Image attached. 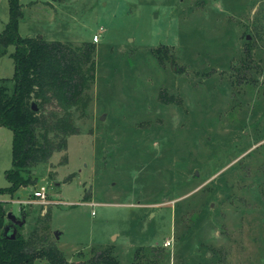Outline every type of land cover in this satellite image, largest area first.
Masks as SVG:
<instances>
[{
	"label": "rangeland",
	"instance_id": "1",
	"mask_svg": "<svg viewBox=\"0 0 264 264\" xmlns=\"http://www.w3.org/2000/svg\"><path fill=\"white\" fill-rule=\"evenodd\" d=\"M21 3L23 37H100L77 133L34 168L36 184L0 194L28 213L21 232L36 228L70 261L114 245L122 264L139 246L163 264H264V0ZM9 19L0 0V31ZM14 48L0 85H12ZM12 140L0 125V187ZM42 185L51 203L18 202Z\"/></svg>",
	"mask_w": 264,
	"mask_h": 264
},
{
	"label": "trees",
	"instance_id": "2",
	"mask_svg": "<svg viewBox=\"0 0 264 264\" xmlns=\"http://www.w3.org/2000/svg\"><path fill=\"white\" fill-rule=\"evenodd\" d=\"M9 3L10 19L0 31V55L7 54L9 46L15 47L10 53L15 71L2 79L12 85H0V125L13 132L12 167L6 171L9 185L0 187V194L13 196L22 186L36 184L34 168L65 149L68 138L77 133L74 111L89 103L96 45L94 41L74 45L40 36L23 37L19 33L23 4L21 0ZM21 211L23 217L28 216ZM9 212L0 201V264H34L38 259L49 264H122L114 245L89 258L70 261L53 243L46 244L47 236L36 228L26 237L22 227L7 218ZM9 227L15 228L14 237ZM154 250L137 247L131 264H163Z\"/></svg>",
	"mask_w": 264,
	"mask_h": 264
},
{
	"label": "built area",
	"instance_id": "3",
	"mask_svg": "<svg viewBox=\"0 0 264 264\" xmlns=\"http://www.w3.org/2000/svg\"><path fill=\"white\" fill-rule=\"evenodd\" d=\"M93 41L94 42H99L100 41V37L98 34H95L93 36ZM21 205H34V204H49L51 203V201L48 198V187L46 185H42L38 188H36V190L34 191V193L30 196L29 199L27 200H22V201H18ZM172 244V240L171 239H167L165 245H171Z\"/></svg>",
	"mask_w": 264,
	"mask_h": 264
},
{
	"label": "water",
	"instance_id": "4",
	"mask_svg": "<svg viewBox=\"0 0 264 264\" xmlns=\"http://www.w3.org/2000/svg\"><path fill=\"white\" fill-rule=\"evenodd\" d=\"M42 37V36H40ZM34 106V109L36 108L35 105ZM197 173L195 172V175ZM7 218L12 221L13 223L17 224L18 226L22 227V225L25 223V217H23L22 219H20L19 217H17L16 215H14L12 212H9L8 215H7ZM8 232L11 234V237H14L15 236V228L14 227H9L8 228ZM55 236L56 238H59V232H55Z\"/></svg>",
	"mask_w": 264,
	"mask_h": 264
},
{
	"label": "crops",
	"instance_id": "5",
	"mask_svg": "<svg viewBox=\"0 0 264 264\" xmlns=\"http://www.w3.org/2000/svg\"><path fill=\"white\" fill-rule=\"evenodd\" d=\"M23 4V3H22ZM47 39H50V38H47ZM51 40V39H50Z\"/></svg>",
	"mask_w": 264,
	"mask_h": 264
}]
</instances>
